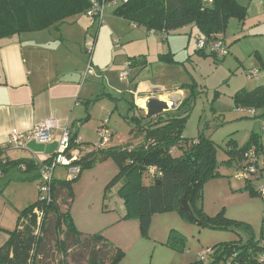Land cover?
<instances>
[{"label": "rangeland", "instance_id": "374dc122", "mask_svg": "<svg viewBox=\"0 0 264 264\" xmlns=\"http://www.w3.org/2000/svg\"><path fill=\"white\" fill-rule=\"evenodd\" d=\"M237 1L248 8L249 15L244 24L235 18L230 21L223 36L226 45L230 47V54L224 59L200 51L195 33H190L191 29L170 33L168 41H164L162 33L147 37L148 32L143 28L133 27L126 20L115 17L124 22L123 25L115 24L118 34L111 33L106 14L114 15L115 7L107 6L105 10L106 25L101 30L103 37L100 44L98 41L95 43V51L91 56L97 74L86 78L92 92L89 102L85 103L83 118L74 122L70 130L72 137L77 136L87 152L96 150L94 145L100 140L102 131L111 134L107 148L128 143L139 144L143 140L151 119L145 110L132 108L134 98L126 91V83H120L119 74L127 61L141 56L147 58L150 52L153 59L146 60L148 65L145 68L133 66L128 83L135 84L137 74L142 73L138 80L163 90L157 94L182 90L185 93L184 103H187L173 114L182 115L188 111L183 115L186 117L184 137L191 144H197L200 138L210 140L214 145L218 165V176L207 181L203 187L202 214L192 208L193 216L190 219L178 211L156 215L147 235L142 233L139 222L121 220L118 211H108V208L115 206L117 191L122 186L120 183L106 193L107 186L118 174L113 159L98 160L84 168L73 187L75 198L71 215L79 232L87 236L101 235L123 253L117 264H195L199 262L202 253L219 245L247 242L250 236L262 241L264 237V197L257 193L264 188V154L257 159V173L250 176V181L241 178L239 165L229 155L233 145L237 150L241 149L252 134H258L264 145L262 112L257 111L256 118L238 113L234 101L238 92H250L264 86V0ZM95 21L93 34L98 36L101 28L99 22ZM115 37L120 38L118 48L114 45ZM105 39L107 47L104 50L101 48ZM171 39L174 40L172 42L176 53L168 50ZM70 50L71 58L88 66L90 55L84 47H72ZM140 52L142 55H139ZM169 53L173 54L174 61L162 59L161 55ZM253 66L261 73L259 80L248 79L247 71ZM133 68L137 71L132 73ZM101 71L105 80L107 77L109 87L121 95L110 88L105 90L104 84L98 79ZM169 116L167 113L162 114V118ZM13 151L26 156L23 150ZM249 162H240L241 168L249 166ZM22 171L25 170L8 172L2 182L5 191L0 196V247L8 240L9 233L17 228L20 213L40 199L38 181L33 178L37 173L28 176ZM54 178L58 181L68 180L67 169L57 168ZM148 182L145 174L144 183ZM47 195L44 194L45 197ZM219 215L248 224L251 235L243 228H236V232L213 229L196 221ZM55 243L53 237L46 238L45 251L39 264H60L62 257L55 249ZM67 243L68 264H89L91 249L84 250L73 245L72 241ZM211 262L209 258L206 264ZM221 264L226 263L223 261Z\"/></svg>", "mask_w": 264, "mask_h": 264}, {"label": "trees", "instance_id": "16d2710c", "mask_svg": "<svg viewBox=\"0 0 264 264\" xmlns=\"http://www.w3.org/2000/svg\"><path fill=\"white\" fill-rule=\"evenodd\" d=\"M95 5L99 8L104 6L105 10L107 6L113 5L116 17L126 20L133 27L143 28L148 35L162 33L164 41H168L170 33L193 27L198 32V39L223 42L226 56L220 57L208 52L217 59H224L230 54V47L226 45L223 36L232 18L244 24L249 15L248 8L237 0H0V42L29 33L59 31L74 18L80 15L88 16V13L95 9ZM89 18L99 21L97 17ZM89 55L88 64L93 67V53ZM161 57L167 62L174 61L171 53ZM128 62L135 66L142 63V58H134ZM141 66L144 67L145 64ZM234 101L237 109L254 113L241 114L256 118L257 111H261L262 116L264 86L250 92L240 91ZM186 103L183 101L174 112L181 110ZM132 108H137L135 101ZM169 112H166L170 115L166 118H162V115L150 118L151 122L144 132L143 140L136 145L128 143L113 148L104 146L87 152L77 136L71 135L70 152L79 154L74 164L80 166L81 170L92 166L98 160L113 159L116 163L118 174L107 186L106 193L122 183L117 197L124 203L123 220L139 222L144 235L149 233L152 219L156 215L178 211L190 219V215L184 212L182 207L185 195L191 211L197 209L202 214L203 187L207 181L218 176L213 143L200 138L197 144H191L184 137L186 117L183 115L188 111H184L182 115ZM12 150L14 148L9 145L0 150V196L5 191L2 182L8 172L25 170L22 173L28 176L37 173L33 178L37 179L39 184L41 166L48 165L54 158L53 155L44 162L15 159L8 155ZM263 154L264 145L258 134H252L241 149L237 150L233 145L229 151L230 158L239 165L238 171L245 173L246 181H250V176L257 173L255 165ZM243 160L250 161L249 166L241 168L240 162ZM151 168L157 169L155 175L149 172ZM145 174L149 180L147 184L144 183ZM76 178L58 181L53 177L50 191H40L39 201L20 213L17 228L9 233L8 240L0 247V264H39L45 251L46 238L50 237L56 241L55 249L62 257L60 264H68L67 241H72L73 245L84 250L91 249L89 264H117L122 259L123 253L101 235L87 236L77 230L71 215ZM263 189L257 191L262 197ZM46 193L48 195L45 197ZM196 221L213 229L236 232L243 228L249 236L251 235V227L248 224L231 221L223 215L215 218L203 217V221ZM209 251L206 260H199L195 264H206L209 258L211 264H221L223 261L226 264H264V237L262 241H257L250 236L247 242L226 243Z\"/></svg>", "mask_w": 264, "mask_h": 264}, {"label": "crops", "instance_id": "0c3cea01", "mask_svg": "<svg viewBox=\"0 0 264 264\" xmlns=\"http://www.w3.org/2000/svg\"><path fill=\"white\" fill-rule=\"evenodd\" d=\"M106 16L109 19L110 32L118 34L119 30L115 24L123 25L124 21L115 18L116 16L111 13ZM98 22L101 28L98 31V36L93 34L95 19L80 15L70 23L64 24L59 31L47 30L29 33L0 42V147L8 145L10 135L15 131L30 132L40 123L53 118L57 119L59 123V129L54 132L50 143L40 144L36 140H30L22 151L26 156L19 155L12 150L8 152L12 158L39 162L48 160L59 150L63 131L66 129L70 131L74 122L83 118L85 103L89 101L90 92H92L91 85L87 83L86 78L89 75L95 76L97 73L93 67L94 72L86 74L88 66L86 67L83 62L78 63L71 58L73 56H71L70 48L84 47L88 53L94 36H96L95 43L98 41L100 44L103 37L101 30L106 25L105 12L103 23L100 20H97ZM190 33H195L196 40L198 39L199 35L195 28L192 27ZM152 36L155 35L150 34L147 37ZM115 39L117 38L115 37ZM172 40L168 45V50L171 53H176ZM175 40L177 39L175 38ZM106 41L105 39L101 49H106ZM141 53L139 55H142ZM147 59H153L150 52H148L147 58L142 57V63L137 65L145 64L143 68L147 67ZM97 65H101V63H97ZM134 71L137 69L133 68L132 73ZM100 74L98 79L104 84L105 90L110 88L113 92L122 94L109 87L103 71ZM74 75H81L82 81L78 84L62 82ZM141 76L142 73H138L135 84L127 82L125 85L126 91L133 96L139 110L143 111L142 107H145L146 101L152 97H158L165 102L173 94L179 95L180 103L178 105H176L177 103L169 104L171 108L174 107L172 112L180 107L185 98V93L182 90L157 94L163 90L153 87L148 82L139 81ZM120 83L122 82L120 81ZM78 140L81 141L79 138ZM108 211H118L121 220L124 219L125 207L119 198L115 201V206L108 208Z\"/></svg>", "mask_w": 264, "mask_h": 264}, {"label": "built area", "instance_id": "2783aa9c", "mask_svg": "<svg viewBox=\"0 0 264 264\" xmlns=\"http://www.w3.org/2000/svg\"><path fill=\"white\" fill-rule=\"evenodd\" d=\"M124 2H127V0H124ZM104 6L101 8L97 7L95 5V9L91 10L88 13L89 17H97L101 23H103L104 19ZM116 48L120 46V39L114 40ZM94 44L95 41H91L89 46L88 53H93L94 50ZM198 49L207 51L212 54H217L220 57H224L227 54L226 47L224 46L223 42L217 41V42H208L202 39L197 40ZM132 68V64L130 62H127V64L124 66L123 71L119 74V79L122 83H127L129 81L130 77V70ZM94 72L93 67L91 64H88L87 73L86 74H92ZM248 79H259L260 71L257 68H252L247 71ZM135 97H137V94H135ZM137 102V101H136ZM237 112L239 113H247L248 115H254V113L250 110L245 109H238ZM59 129V123L57 119H49L46 120L39 125H37L32 131L30 132H18L15 131L10 135V139L8 141V145L12 146L14 149L17 150H24L27 147V144L30 140H36L40 144H48L51 142L53 138V134L56 130ZM111 134L107 131H102L100 135V140L96 143L95 148L101 149L104 146H106L110 141ZM72 146V137L71 132L69 129H66L63 131V135L60 140L59 150L54 155V158L48 165H42L41 171H40V183L38 184L39 191L41 192H49L50 191V184L53 180L55 170L59 167L65 168L68 171V178H76L80 175L82 172L80 166H75L74 162L77 160V153L70 152ZM1 150V147H0ZM67 152L71 154H67ZM72 155V156H71ZM149 172H152V174H156L157 169L151 168ZM251 172H253V169H251ZM239 174H242L241 178H245V173L239 171ZM262 195L264 196V189L262 190ZM210 251H205L200 255V261L206 260V258L209 256ZM231 264V263H228Z\"/></svg>", "mask_w": 264, "mask_h": 264}, {"label": "water", "instance_id": "95a60500", "mask_svg": "<svg viewBox=\"0 0 264 264\" xmlns=\"http://www.w3.org/2000/svg\"><path fill=\"white\" fill-rule=\"evenodd\" d=\"M82 81V76L81 75H74L72 77L66 78L62 80V82L65 83H73V84H78ZM179 102V95L173 94L168 101L163 102L160 98L158 97H152L146 101V106L143 108L147 112V116L149 118H158L160 117L163 113L171 111L173 108L169 106V103L171 105L178 103ZM157 184H159V181H157ZM182 207L183 211L188 213L190 217L192 218L193 214L188 206V201H187V195H185L184 200L182 201Z\"/></svg>", "mask_w": 264, "mask_h": 264}, {"label": "bare ground", "instance_id": "6f19581e", "mask_svg": "<svg viewBox=\"0 0 264 264\" xmlns=\"http://www.w3.org/2000/svg\"><path fill=\"white\" fill-rule=\"evenodd\" d=\"M170 104V103H169ZM146 105V104H145ZM143 108H145V107H143Z\"/></svg>", "mask_w": 264, "mask_h": 264}, {"label": "flooded vegetation", "instance_id": "af4514ba", "mask_svg": "<svg viewBox=\"0 0 264 264\" xmlns=\"http://www.w3.org/2000/svg\"><path fill=\"white\" fill-rule=\"evenodd\" d=\"M143 108V107H142ZM146 114H147V112H146Z\"/></svg>", "mask_w": 264, "mask_h": 264}]
</instances>
